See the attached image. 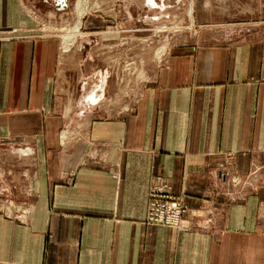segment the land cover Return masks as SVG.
Here are the masks:
<instances>
[{
    "label": "crops",
    "instance_id": "1",
    "mask_svg": "<svg viewBox=\"0 0 264 264\" xmlns=\"http://www.w3.org/2000/svg\"><path fill=\"white\" fill-rule=\"evenodd\" d=\"M148 1L140 21L170 0ZM192 2L199 46L172 47L126 110L95 69L70 128L76 89L37 17L60 0H0V264H264L263 189L242 179L264 147V0ZM156 180L193 230L146 221Z\"/></svg>",
    "mask_w": 264,
    "mask_h": 264
},
{
    "label": "rangeland",
    "instance_id": "2",
    "mask_svg": "<svg viewBox=\"0 0 264 264\" xmlns=\"http://www.w3.org/2000/svg\"><path fill=\"white\" fill-rule=\"evenodd\" d=\"M131 1L84 0L87 6L82 18L84 20L81 26V30L84 32L83 37L79 36L68 51H64L62 48L61 35L68 26L75 23L78 17L77 0H67L66 7L62 6L60 1L61 8L58 11H40L37 16L42 22L43 31L57 34L61 41L60 63L58 64L61 73L57 78L56 86H66L64 92H67L69 87L71 93L73 88L76 89L70 104V111L74 112L72 115L74 119L71 124L67 122L70 128L79 122L78 111L74 109V100L80 98L78 105L81 108L80 111L83 112L86 107L83 106L84 103L82 104L83 95L94 88L88 86L87 79L93 80V85L99 81L97 74L102 71L95 69L104 68L109 78L107 93L104 90L102 100H106L105 102L108 105H113L116 110H126L132 107L141 92L142 84L148 81L172 47L179 44L185 47L188 45L197 47L200 44L199 37L203 33L204 25L198 21L195 12L191 15L192 17L189 15L188 10L192 0H170L165 5L166 7L163 6L159 11L173 9L171 14L161 12L160 19L151 20L147 17L146 21H140L137 18L138 14L145 13L146 15V13L154 11L143 3L136 4ZM127 11L132 12L131 19L128 17ZM4 37V35H0V38ZM162 45H166L167 50L158 59L157 50ZM79 83H81L80 88H78ZM97 91L99 92V90ZM97 103L92 105L95 106ZM92 105L89 104L88 109ZM261 151L262 154L259 157L261 168L256 173L246 174L242 179L254 183L259 181L264 195V147ZM2 200L8 201L6 197H3ZM4 202V211L11 213V208L8 210ZM191 230L193 229L191 228Z\"/></svg>",
    "mask_w": 264,
    "mask_h": 264
},
{
    "label": "built area",
    "instance_id": "3",
    "mask_svg": "<svg viewBox=\"0 0 264 264\" xmlns=\"http://www.w3.org/2000/svg\"><path fill=\"white\" fill-rule=\"evenodd\" d=\"M151 185L148 193L146 221L150 224L170 226L179 231L191 230L192 226L186 219L188 208L184 196L175 193L168 181L156 180ZM6 207L8 210L11 208Z\"/></svg>",
    "mask_w": 264,
    "mask_h": 264
},
{
    "label": "bare ground",
    "instance_id": "4",
    "mask_svg": "<svg viewBox=\"0 0 264 264\" xmlns=\"http://www.w3.org/2000/svg\"><path fill=\"white\" fill-rule=\"evenodd\" d=\"M193 3L194 2L191 1V5H190L189 10H188L190 16L193 13V7H194ZM159 5L163 6L162 2ZM86 6L87 5L84 3V0H77V2H76V10L78 12L77 13L78 17L76 18L75 23L73 25L68 26L66 28V31L61 35L62 36V48H63L64 51H68L71 48V44L74 41H76L79 36L83 37V33L84 32L81 30V26L83 25V21L84 20H82V18L84 16L83 14L86 11ZM166 29H168V28H166ZM166 47H167L166 45H162L161 47L158 48V50H157L158 59H160L162 57V55L166 52V50H167ZM97 78H98V80H101V78H103V80H104L103 83L105 82V77H104L103 71L102 72H98ZM91 81H93V80H91ZM98 82H96V83H98ZM103 83L101 82V85H102L101 88L102 87L104 88V84Z\"/></svg>",
    "mask_w": 264,
    "mask_h": 264
},
{
    "label": "water",
    "instance_id": "5",
    "mask_svg": "<svg viewBox=\"0 0 264 264\" xmlns=\"http://www.w3.org/2000/svg\"><path fill=\"white\" fill-rule=\"evenodd\" d=\"M60 1L62 2L63 6H66V4H65V1H64V0H60Z\"/></svg>",
    "mask_w": 264,
    "mask_h": 264
}]
</instances>
